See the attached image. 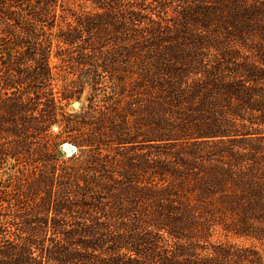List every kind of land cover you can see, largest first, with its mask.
<instances>
[{
  "label": "trees",
  "instance_id": "1",
  "mask_svg": "<svg viewBox=\"0 0 264 264\" xmlns=\"http://www.w3.org/2000/svg\"><path fill=\"white\" fill-rule=\"evenodd\" d=\"M161 1L150 0V6L161 7ZM91 2L93 9L76 10L63 0H0V264H117L99 253L109 241L93 216L104 213L94 197L102 194L99 177H113L117 146L154 149L172 140L181 149L180 140L264 134V2L184 0L177 11L181 22L173 30L159 15L154 20L140 12L118 17L116 0ZM176 30L184 35L167 36ZM211 36L232 44L211 46ZM109 43L117 55L104 52ZM109 79L108 86L104 80ZM85 87L91 88L86 109L63 111L62 103L78 99ZM108 90L125 98V106L106 109L101 98ZM213 112L230 116L225 128ZM173 118L185 121L192 132L169 134L173 129L166 122ZM53 127L59 130L52 133ZM63 144L76 148L65 160ZM216 144L221 147L207 155L196 148L178 152L184 159L173 155L177 177L166 187L149 188L145 197L160 202L155 193L172 196L168 186L179 177L182 183L189 176L184 168L196 158L216 163L198 164L201 192L206 183L255 187L254 176L263 174L262 168L247 169L235 181L241 155L234 146ZM149 154V160L136 155L126 176L140 184L142 177L135 175L151 172L152 179L165 181L169 168ZM232 188L238 197L241 192ZM86 208L98 212L81 217L72 232L64 233L65 225L55 219H33ZM123 212L139 213L135 206ZM161 217L149 222L163 227Z\"/></svg>",
  "mask_w": 264,
  "mask_h": 264
},
{
  "label": "rangeland",
  "instance_id": "2",
  "mask_svg": "<svg viewBox=\"0 0 264 264\" xmlns=\"http://www.w3.org/2000/svg\"><path fill=\"white\" fill-rule=\"evenodd\" d=\"M116 1L118 17L121 14L124 17L129 13L140 12L154 20L159 15L163 25L169 26L172 30L176 27L174 23L181 22V16L177 15V11L180 12V8H184V4H186L184 0H162L161 7L155 4L152 8L150 0ZM261 1L264 2V0ZM63 2L67 7L76 10L80 6L86 10L94 8L91 0H63ZM177 18L180 21H177ZM185 32L194 34L192 31L185 30ZM166 34L172 37L184 35L177 30ZM224 44L228 47L232 42L226 40L221 44L215 36H211V46ZM115 48V45L109 43L103 50L117 55ZM56 63L57 61H55ZM58 70L59 68L55 70V73H58ZM68 76L71 78V75ZM110 82V79L109 81L104 80V84H108V86ZM108 92L107 97L101 98L107 100L105 101L108 103L105 105L106 109L125 106L122 103L125 98L123 99L109 90ZM90 93L91 88L85 87L78 99L62 103L63 111L67 114H77L86 109ZM110 103L117 104V106L109 105ZM213 115L222 120V127L225 128L230 116L215 112ZM118 122L117 120V124ZM174 122H177L178 125L172 128L171 123ZM236 122V128L241 130L238 121ZM168 123L170 124L168 128L173 129L172 132L169 131V134H173V136L185 132L190 134L193 130L188 129L189 124L183 120L180 121V118H173L166 122V124ZM246 125L251 126L248 122ZM254 128L258 127L254 126ZM58 130L59 128L53 127L52 133H56ZM244 138L240 140L239 138L210 136L180 140L177 145H182L181 149L176 147L175 141L172 140L157 143L159 145L154 144L153 146H158L154 149H146L150 145L117 146V150L112 151L115 160L113 177L111 179L99 177L103 184L102 194L94 197L95 205L102 208L104 212L93 215L94 220L99 222L100 230H103V235L109 241L102 245L99 253L117 259V264H264V173L256 172L257 175L254 178L258 177V179L255 187L240 188L233 184L235 182L232 183V186H216L206 183L201 192L197 187V183H201L198 164L202 168H207L216 163L201 158L191 159L193 164L183 170L189 176L187 178L184 176L182 183L179 177V180L172 184L173 187L168 186L172 191V196L170 192L155 193L162 198L163 201L160 202L154 201L150 196L145 197V194L150 192L149 188L166 187L170 180L177 177L178 168L173 155L177 154L178 158L184 159L178 152L185 155L188 148H196L199 154L207 155L213 149L221 147L216 142L234 146V150L241 155V159L235 162L237 166H240V169L235 172V181L239 179L238 175L243 174L247 169L261 167L264 171V134L247 135ZM242 142L243 145L239 148L238 145ZM60 150L62 154L64 153L63 159L65 160L69 155L63 150L62 145ZM149 152L155 163L167 165L171 175H167L165 181H159L150 177L151 172L141 173L135 175V178L142 177L138 180L139 184L131 176L127 177L126 172H129V166L132 165L133 160L137 161L136 155H140L143 160H149L150 158L146 156L150 155ZM150 182H152L151 187L149 186ZM143 183L146 187L141 189L140 186H143L141 185ZM176 187H179L178 191H175ZM230 188L241 193H236L239 194L238 197L232 196L233 191ZM91 200L94 201L93 198ZM130 206H135V210H138L139 213L130 216L123 215L124 208ZM74 211L63 216L54 217V214H48L43 218L39 215L33 219L39 221L46 218L49 222L55 219L59 224L65 225L61 226V229L66 233L69 230L72 232L76 224L82 222L81 217L86 216L88 212H98L95 208L75 209ZM25 213L30 217L32 211ZM134 213L136 212L134 211ZM163 214L165 218L162 222L165 223V226L157 227L156 224L149 222L161 221ZM86 223L90 222L86 221ZM100 230L98 229V231ZM18 233V231L15 232V234ZM48 243L51 246L52 243L50 241ZM61 243L64 244L63 241ZM62 244L59 243V247ZM71 249H75L73 244ZM35 255H39V252L37 251Z\"/></svg>",
  "mask_w": 264,
  "mask_h": 264
},
{
  "label": "water",
  "instance_id": "3",
  "mask_svg": "<svg viewBox=\"0 0 264 264\" xmlns=\"http://www.w3.org/2000/svg\"><path fill=\"white\" fill-rule=\"evenodd\" d=\"M62 146H63V145H62ZM74 148H75V147H74L73 145L67 144V146H66V148H65L64 151H65L66 153H71V154H73L74 151L76 150V149L74 150Z\"/></svg>",
  "mask_w": 264,
  "mask_h": 264
},
{
  "label": "bare ground",
  "instance_id": "4",
  "mask_svg": "<svg viewBox=\"0 0 264 264\" xmlns=\"http://www.w3.org/2000/svg\"><path fill=\"white\" fill-rule=\"evenodd\" d=\"M66 146H67V144H63V150H65ZM74 150H75V148H74ZM67 154H68V153H67ZM68 155H71V153L68 154Z\"/></svg>",
  "mask_w": 264,
  "mask_h": 264
}]
</instances>
